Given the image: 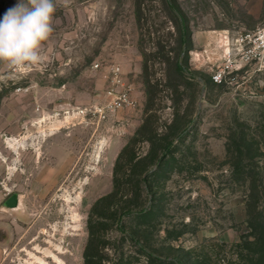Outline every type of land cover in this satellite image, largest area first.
<instances>
[{
    "label": "rangeland",
    "instance_id": "obj_1",
    "mask_svg": "<svg viewBox=\"0 0 264 264\" xmlns=\"http://www.w3.org/2000/svg\"><path fill=\"white\" fill-rule=\"evenodd\" d=\"M263 26L264 0H55L42 63L0 62V264H244L264 60L241 62L238 39ZM115 66L133 107L78 114Z\"/></svg>",
    "mask_w": 264,
    "mask_h": 264
},
{
    "label": "clouds",
    "instance_id": "obj_2",
    "mask_svg": "<svg viewBox=\"0 0 264 264\" xmlns=\"http://www.w3.org/2000/svg\"><path fill=\"white\" fill-rule=\"evenodd\" d=\"M55 0H16L0 13V62L17 69L42 63Z\"/></svg>",
    "mask_w": 264,
    "mask_h": 264
},
{
    "label": "built area",
    "instance_id": "obj_3",
    "mask_svg": "<svg viewBox=\"0 0 264 264\" xmlns=\"http://www.w3.org/2000/svg\"><path fill=\"white\" fill-rule=\"evenodd\" d=\"M238 50L240 61L249 63L255 60H264V26L253 32H248L239 37ZM111 85L105 92V101L91 106L90 108L79 109L78 114L93 116L100 121H106L128 107H133L134 100L131 96V87L125 84L119 67H111ZM222 72L214 75L217 83L223 82Z\"/></svg>",
    "mask_w": 264,
    "mask_h": 264
},
{
    "label": "trees",
    "instance_id": "obj_4",
    "mask_svg": "<svg viewBox=\"0 0 264 264\" xmlns=\"http://www.w3.org/2000/svg\"><path fill=\"white\" fill-rule=\"evenodd\" d=\"M172 8H175L172 4H170ZM183 29V34H184ZM183 44H185V40L182 41ZM176 72L180 74L181 76L187 78L188 76L185 74V67L182 65L181 62H176ZM191 78V77H190ZM147 88V97H148V103L153 100V92L151 91V84L149 81L146 82ZM186 132V129L181 130L179 134H176L173 138L169 139L168 142L164 145L163 151L161 156L157 159V162H163L167 156L173 153L174 149V141L177 139H181L183 137V134ZM245 144H247V140L245 139ZM131 145L128 144L122 153L119 155L115 170V176L117 178L118 174V166L120 162L124 159V156L126 155V152H128L129 147ZM243 155H240V157ZM135 157H133L134 159ZM246 158V156H245ZM161 164V163H160ZM260 174L256 173L254 177V184L252 186V202H254V205L250 204V227L253 230V240L251 242L245 243L246 250L248 251L247 255H241L240 260L243 261L244 264H264V214L263 213H257L255 214V208L256 203L258 204V201L260 197L262 198L264 196V183L260 179ZM115 187H117V181H115ZM254 212V213H253ZM123 215H126L124 213ZM252 215V216H251ZM89 262V258H88ZM177 264H183L182 261L178 260Z\"/></svg>",
    "mask_w": 264,
    "mask_h": 264
},
{
    "label": "water",
    "instance_id": "obj_5",
    "mask_svg": "<svg viewBox=\"0 0 264 264\" xmlns=\"http://www.w3.org/2000/svg\"><path fill=\"white\" fill-rule=\"evenodd\" d=\"M19 204V199L17 195H13L11 196L5 203V205L10 208V209H14L17 208Z\"/></svg>",
    "mask_w": 264,
    "mask_h": 264
}]
</instances>
